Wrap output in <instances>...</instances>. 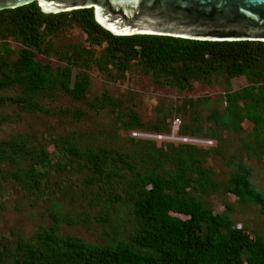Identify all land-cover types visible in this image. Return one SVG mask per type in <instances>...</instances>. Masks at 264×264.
Masks as SVG:
<instances>
[{
	"label": "trees",
	"instance_id": "1",
	"mask_svg": "<svg viewBox=\"0 0 264 264\" xmlns=\"http://www.w3.org/2000/svg\"><path fill=\"white\" fill-rule=\"evenodd\" d=\"M64 26L79 28L91 46L103 44L100 54L93 57L90 48L53 50L48 38ZM7 36L21 44L13 59ZM50 50L57 57L64 55L69 64L52 70L48 61L36 58L37 52ZM89 60L106 73L107 65H112L117 75L135 64L156 86L177 91L193 90L194 81L223 82L216 97H187L153 122L141 123L132 113L129 122L123 123L130 129L161 132L178 118L175 115H182L179 136L212 138L217 144L209 147L131 137L137 151L93 142L79 146L65 137L61 167L84 172L82 182L90 185L87 205L103 209L92 218L113 227L127 221L126 235L94 244L61 234L53 224L38 230L34 240H18L14 246L4 241L0 264H264V236L230 227L228 206L213 212L204 199L211 191H228L240 201L258 205L264 214V191L251 181L250 169L240 159L224 180H217L205 164L209 155H222L221 133L239 137L244 121L250 128L239 138L238 154L257 160L264 156V41L114 35L95 22L91 7L44 13L31 1L0 9V90L19 89L16 95H0V100L16 105L23 101L19 104L23 109L47 111L35 99L36 92L49 84L79 99L88 80L81 72L70 83L71 65ZM235 77H243L245 84L233 89L229 82ZM0 162L13 169V176L24 187L35 191L40 190L51 165L48 150L29 146L21 135L0 141ZM51 217L54 222L63 219L56 213Z\"/></svg>",
	"mask_w": 264,
	"mask_h": 264
},
{
	"label": "rangeland",
	"instance_id": "2",
	"mask_svg": "<svg viewBox=\"0 0 264 264\" xmlns=\"http://www.w3.org/2000/svg\"><path fill=\"white\" fill-rule=\"evenodd\" d=\"M5 41L13 49L10 54V58L13 59L15 52L21 47L19 39L7 36ZM48 41L53 45V50L58 47L67 48L69 51H72L73 47L81 50L90 48L93 57H97L103 47V44L89 45L85 34L75 26L62 27L58 33L50 36ZM37 53L36 58L48 61L52 70L69 64L64 55L57 57L56 52L52 50L45 54ZM106 68L108 73L98 70L92 60L71 65L70 83L74 74L77 77H80L81 72L86 74L88 85L83 96L74 99L59 90L57 85L49 84L40 92H36L35 99L47 111L23 109L19 106L23 101L16 105L0 100V141L6 142L15 135H21L29 146L47 149L51 162L38 191L24 187L19 178L13 176V169H10L6 162H0V248L5 245L4 241L14 246L18 240H34L38 230L53 224L61 234L79 236L84 241L94 244H105L111 239L126 235L129 222H120L113 227L92 218L103 210L102 206L87 205L90 185L86 187L82 182L84 172L67 165L61 167L63 163L61 142L68 137L79 146L93 142L94 145L111 146L119 150L138 151L135 146L137 144L132 143L130 138L142 139V136H132L133 132L143 131L142 133L168 136L172 121L169 128L166 127L167 129L161 132L126 128L123 123L129 122L132 113L136 114L141 123L153 122L170 106L180 104L182 99L187 97L196 99L205 95L216 97L225 86L223 82L219 83L221 81L211 79L209 84L194 81L195 86L191 91H177L167 86H156L150 76L135 64H130L129 69L122 75H117V69L110 64ZM244 84L243 77H235L229 82L233 89L240 88ZM18 93V87L0 90V95ZM175 116L179 119L182 117V115ZM242 125L245 129L239 137L229 132L221 133L219 145L223 150L222 155H209L205 164L211 166L217 180H224L232 170L234 162L240 159L249 167L251 181L258 189L264 191V156L257 160L238 154L239 138L250 128V123L247 121L242 122ZM176 132L173 134L179 136ZM208 139L211 142L205 145L211 147L217 144L216 139ZM172 142L183 143L180 140ZM204 199L213 212H222L225 206H228L230 227H240L249 235L264 236V214L260 212L258 205L249 201H240L230 192L220 190L209 192ZM53 213L63 219L54 222L51 217ZM85 215L88 216L87 219ZM64 218L71 223L67 224ZM111 218L109 215V219Z\"/></svg>",
	"mask_w": 264,
	"mask_h": 264
},
{
	"label": "water",
	"instance_id": "3",
	"mask_svg": "<svg viewBox=\"0 0 264 264\" xmlns=\"http://www.w3.org/2000/svg\"><path fill=\"white\" fill-rule=\"evenodd\" d=\"M31 1L44 13L91 7L114 35L264 41V0H0V9Z\"/></svg>",
	"mask_w": 264,
	"mask_h": 264
},
{
	"label": "built area",
	"instance_id": "4",
	"mask_svg": "<svg viewBox=\"0 0 264 264\" xmlns=\"http://www.w3.org/2000/svg\"><path fill=\"white\" fill-rule=\"evenodd\" d=\"M178 125H179V119L174 118L170 125V132L168 136H162L160 134H147V133H141V132H133L132 135H135V136L137 135V136H142V137H156V138L167 139L170 141L180 140L183 142L193 143L196 145H205L211 142L210 140L200 139L196 137L175 136L173 133L177 131Z\"/></svg>",
	"mask_w": 264,
	"mask_h": 264
}]
</instances>
